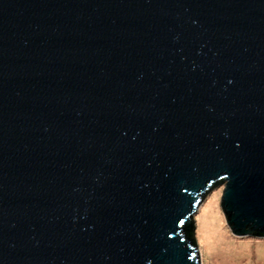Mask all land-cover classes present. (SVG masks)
Instances as JSON below:
<instances>
[{"label":"water","instance_id":"obj_1","mask_svg":"<svg viewBox=\"0 0 264 264\" xmlns=\"http://www.w3.org/2000/svg\"><path fill=\"white\" fill-rule=\"evenodd\" d=\"M220 186L264 239V0H0V264H201Z\"/></svg>","mask_w":264,"mask_h":264},{"label":"rangeland","instance_id":"obj_2","mask_svg":"<svg viewBox=\"0 0 264 264\" xmlns=\"http://www.w3.org/2000/svg\"><path fill=\"white\" fill-rule=\"evenodd\" d=\"M221 192L222 186L214 188L194 215L201 264H264V239L236 237L228 229Z\"/></svg>","mask_w":264,"mask_h":264}]
</instances>
